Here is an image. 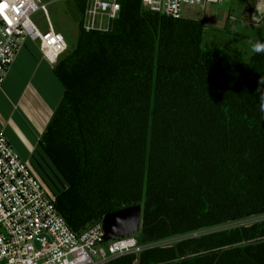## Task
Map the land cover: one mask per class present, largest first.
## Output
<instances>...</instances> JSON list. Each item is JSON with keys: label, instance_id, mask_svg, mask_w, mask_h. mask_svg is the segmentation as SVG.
Returning <instances> with one entry per match:
<instances>
[{"label": "trees", "instance_id": "obj_1", "mask_svg": "<svg viewBox=\"0 0 264 264\" xmlns=\"http://www.w3.org/2000/svg\"><path fill=\"white\" fill-rule=\"evenodd\" d=\"M118 3L107 32L79 20L53 66L63 95L38 141L52 174L36 171L56 210L81 234L140 205L141 245L202 233L109 264H264V222L205 234L264 214V54Z\"/></svg>", "mask_w": 264, "mask_h": 264}, {"label": "built area", "instance_id": "obj_2", "mask_svg": "<svg viewBox=\"0 0 264 264\" xmlns=\"http://www.w3.org/2000/svg\"><path fill=\"white\" fill-rule=\"evenodd\" d=\"M258 1L254 10L258 17H251L254 27L264 21V9ZM84 2L80 19L82 29L85 32L109 31L120 11L118 0ZM220 2L141 0V5L145 11L181 19L186 6L204 10L207 5ZM38 10L48 21L42 0H0V84L27 40L37 42L44 59L53 65L67 51L64 38L53 31L49 22L44 34L31 23L30 16ZM257 222H264V214L205 234ZM201 235V232L191 233L141 245L134 235L104 242L101 223L81 234L72 232L56 210L53 193L36 169L14 151L0 127V264H109L121 257L139 256L146 250L173 246L178 241Z\"/></svg>", "mask_w": 264, "mask_h": 264}, {"label": "crops", "instance_id": "obj_3", "mask_svg": "<svg viewBox=\"0 0 264 264\" xmlns=\"http://www.w3.org/2000/svg\"><path fill=\"white\" fill-rule=\"evenodd\" d=\"M34 43L25 42L0 84V127L4 135L10 132L17 150L29 155V159L20 157L31 165L35 164L32 153L40 150L38 141L63 95V87L53 73L54 65L44 59ZM29 52L35 53V64L24 76L23 63L28 61Z\"/></svg>", "mask_w": 264, "mask_h": 264}, {"label": "rangeland", "instance_id": "obj_4", "mask_svg": "<svg viewBox=\"0 0 264 264\" xmlns=\"http://www.w3.org/2000/svg\"><path fill=\"white\" fill-rule=\"evenodd\" d=\"M250 1L251 4L249 6H244L246 0H221L220 3L207 5L204 10L197 6H186L182 10V18L203 23L205 30L209 32V35H207L209 40L215 37L213 40L219 45L221 43L223 45L234 43L236 47L244 50L249 55L252 53V43L246 41L242 37L234 38L229 34V30L232 31L235 27V31H237L239 35L248 36L249 38H259L263 35L264 21L257 27H254L251 22V17L254 16L257 18L258 14L254 11L256 9L255 7H257L256 0ZM258 3H260L261 8L264 9V1L260 0ZM42 4L46 5L48 21L43 12L38 10L30 16L31 23L40 33L44 34L48 30L49 22L53 31L61 34L64 38L68 51H72L77 39L78 21L81 19V14L74 5V2L72 0H42ZM34 45L37 48L39 47L37 42L34 43ZM29 53H31V55H27L28 61L23 63L22 73L24 76H27L32 65L35 64V53ZM5 135L14 151L24 159H29V155H25L23 150L16 149L10 132L6 131ZM32 156V161L35 163L32 164L34 169H36V166H41L49 173L52 172L50 169L51 166L40 150H34ZM40 178L42 179L41 176ZM43 182L45 184V181ZM137 235L138 233L134 234V236Z\"/></svg>", "mask_w": 264, "mask_h": 264}, {"label": "water", "instance_id": "obj_5", "mask_svg": "<svg viewBox=\"0 0 264 264\" xmlns=\"http://www.w3.org/2000/svg\"><path fill=\"white\" fill-rule=\"evenodd\" d=\"M234 27L232 31H235ZM140 205L106 214L102 221L103 241H113L139 232L141 222Z\"/></svg>", "mask_w": 264, "mask_h": 264}, {"label": "clouds", "instance_id": "obj_6", "mask_svg": "<svg viewBox=\"0 0 264 264\" xmlns=\"http://www.w3.org/2000/svg\"><path fill=\"white\" fill-rule=\"evenodd\" d=\"M251 47H252V51L255 54H264V43L259 41L253 42Z\"/></svg>", "mask_w": 264, "mask_h": 264}]
</instances>
